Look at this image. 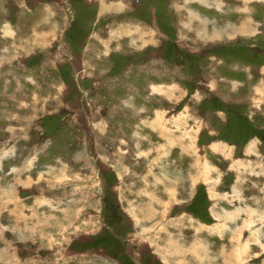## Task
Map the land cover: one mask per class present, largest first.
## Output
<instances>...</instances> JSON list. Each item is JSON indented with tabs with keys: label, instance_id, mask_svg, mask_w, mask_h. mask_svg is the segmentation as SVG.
I'll return each instance as SVG.
<instances>
[{
	"label": "rangeland",
	"instance_id": "rangeland-1",
	"mask_svg": "<svg viewBox=\"0 0 264 264\" xmlns=\"http://www.w3.org/2000/svg\"><path fill=\"white\" fill-rule=\"evenodd\" d=\"M254 130L264 0H0V264H264Z\"/></svg>",
	"mask_w": 264,
	"mask_h": 264
},
{
	"label": "crops",
	"instance_id": "crops-1",
	"mask_svg": "<svg viewBox=\"0 0 264 264\" xmlns=\"http://www.w3.org/2000/svg\"><path fill=\"white\" fill-rule=\"evenodd\" d=\"M234 117H236V116H234ZM237 118H238V117H237ZM231 121H232V118H231ZM231 125H232V126H231ZM233 125H234V126H233ZM227 126H228L227 133L229 132V129H230L231 127H233L235 130H239V129L241 128L240 130H243V131L245 132V129H243V127H242L243 125H242L241 123H240V125H239L238 127H236L235 123L232 122V124H231V123L229 122ZM237 132H239V131H235V132H233V133H230V132H229V133H230V136H232V138H233V136H235ZM237 134H238V133H237ZM212 135H213V134H212ZM227 135H228L227 137H228V139H229L230 136H229V134H227ZM232 138H231V139H232ZM244 138H245V137H244ZM214 139H215V138H214ZM253 139H258V140H260L257 136H255V138H253ZM253 139H251V140H253ZM246 141H247V139H246ZM219 157H220V156H219ZM224 160H225V159H224ZM223 192H224V191H217V190L215 189L214 194H215V196H217V197H219V198L221 199V197L223 196ZM211 204H212V202H211ZM138 214H139L140 216H143V215H141L140 213H138ZM138 214H137V216H139ZM170 218H171V217H170ZM156 226H158V225H156ZM162 233H163V232H162ZM161 235H162V234H161ZM165 239H166V237H165V238H163V237L161 238V237H160L158 240H160V242H161V241L164 242V241H166ZM158 242H159V241H158ZM111 243H112V241H110V244H111ZM178 243H179V242H178ZM164 244H165V245H168V242H165ZM106 246H107V245H106ZM110 248H111V247H110ZM169 248H170V246H169ZM169 248L167 247L166 250L164 249V255H166L167 257H169V256H174V254H173V250H169ZM175 249L178 250V247H177V244H176V243H175ZM162 250H163L162 247L157 246V248H156V251H157V252H158V251L160 252V251H162ZM159 258H160V257H159Z\"/></svg>",
	"mask_w": 264,
	"mask_h": 264
},
{
	"label": "trees",
	"instance_id": "trees-1",
	"mask_svg": "<svg viewBox=\"0 0 264 264\" xmlns=\"http://www.w3.org/2000/svg\"><path fill=\"white\" fill-rule=\"evenodd\" d=\"M230 111H231V110H228V113H229V114L233 112V111H232V112H230ZM234 112H236L235 115H237V113L240 114V113L238 112V110H235ZM253 135H254V136H257L259 139L261 138V136L258 135V132L255 131V130H254ZM260 141H264V139H260ZM110 209H111V215H112V216L117 215V211L115 212V211L112 210V208H110ZM111 215L109 216L110 218H112ZM116 217H117V216H115V218H116Z\"/></svg>",
	"mask_w": 264,
	"mask_h": 264
}]
</instances>
